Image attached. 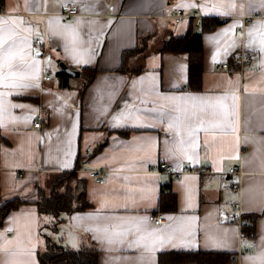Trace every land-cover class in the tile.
Segmentation results:
<instances>
[{"label":"crops","instance_id":"crops-1","mask_svg":"<svg viewBox=\"0 0 264 264\" xmlns=\"http://www.w3.org/2000/svg\"><path fill=\"white\" fill-rule=\"evenodd\" d=\"M69 2L79 12L64 20ZM178 8L192 16L175 21ZM0 17V38L12 37L0 47V203L25 201L0 215V264H40L53 216L32 200L49 178L80 185L91 204L61 212L63 232L51 239L95 248L98 264H158L159 252L198 250L264 264V0H1ZM207 20L215 24L201 32L192 89L187 54L163 46ZM239 49L253 53L249 64L236 63ZM161 162L180 174L158 171ZM162 189L175 209L154 224ZM236 200L251 234L227 219Z\"/></svg>","mask_w":264,"mask_h":264},{"label":"trees","instance_id":"trees-1","mask_svg":"<svg viewBox=\"0 0 264 264\" xmlns=\"http://www.w3.org/2000/svg\"><path fill=\"white\" fill-rule=\"evenodd\" d=\"M1 2V0H0ZM215 22L207 20L202 22L200 32H192L189 30L186 35L179 38H170L164 43V50L176 53H185L188 56V85L192 89L200 87V79L202 74V50L200 44V36L202 30L212 28ZM198 39V40H197ZM196 40V41H195ZM87 81L91 80L95 69L86 70ZM61 183V178L53 182L48 193L38 190L37 197L33 199L40 213H46L53 216L52 222L48 227L56 230L60 222L59 214L61 212H69L74 209L89 208L91 204L85 199L83 189L79 185L78 188L71 187L69 184L61 189L57 186ZM76 201L78 203L76 204ZM176 198L170 189H162L158 210L171 211L175 209ZM19 197H13L1 201L0 215L3 216L11 210L16 209L24 204ZM156 213V212H153ZM164 213V212H163ZM243 225L242 230L246 234H251V225ZM40 264H98V251L93 247H84L72 249L65 247L60 243L46 237L45 250L38 254ZM236 264V256L230 252H206V251H162L158 253V264Z\"/></svg>","mask_w":264,"mask_h":264},{"label":"built area","instance_id":"built-area-1","mask_svg":"<svg viewBox=\"0 0 264 264\" xmlns=\"http://www.w3.org/2000/svg\"><path fill=\"white\" fill-rule=\"evenodd\" d=\"M78 12H79L78 6L69 2V3L64 4V6L62 7V11H61L60 15L65 20V19H68L70 16L77 14ZM185 16L191 17L192 15L186 14L182 8H178V9H176L175 14H174V20L180 21ZM193 16L195 17L196 15H193ZM39 43H40V39L37 38L35 40V44L38 45ZM252 57H253V53L251 51L246 50V49H239L236 53H234V56H233L236 63L239 64L240 66L249 64L252 60ZM222 65L225 68L228 66V63L224 62ZM42 77H43V79H49L50 75L45 74ZM40 123H41L40 119L35 120L33 122V127H39ZM157 169L160 172L175 173L176 175L180 174V171H177L174 168V166L168 162H161L158 165ZM189 169L190 168H185L184 170H189ZM229 172L235 173V174H240L238 169L235 168L234 166L229 168ZM88 176L90 178L94 179L98 183H103L106 179V172L101 170V169H90L88 171ZM229 188L231 190H234V191L239 190V182L238 181H232L229 185ZM164 218H165L164 213L161 211L156 212V213L152 212L149 214V219L154 224L161 223L164 220ZM227 219L230 222H234V223L238 224L239 226H243V225L249 223L248 218H245L242 214L241 205H240L239 200H236V201L231 203V212L228 214Z\"/></svg>","mask_w":264,"mask_h":264},{"label":"snow or ice","instance_id":"snow-or-ice-1","mask_svg":"<svg viewBox=\"0 0 264 264\" xmlns=\"http://www.w3.org/2000/svg\"><path fill=\"white\" fill-rule=\"evenodd\" d=\"M73 2H76V0H73ZM81 2H83V0H81ZM210 11H212V10H210ZM222 14L226 15L227 13H222ZM3 19H4L3 17H0V21H2ZM11 39H12L11 36L7 37L6 39L0 38V47H2L4 44H7L9 42V40H11ZM262 50H264V49H262ZM213 59H215V57H213ZM76 62L77 63H87V61L83 60V59H78V60H76ZM20 86L23 87V88H29V87H38V84H31V85L30 84H23V85H20ZM246 91H247V89H246ZM176 99H184V98H176ZM13 107H22V105H14ZM165 115H170V113H165ZM176 119H178V117ZM120 123H121L120 120H116V125H119ZM170 127H171V125H170ZM149 140H150V138H149ZM149 146L151 147V144H149ZM166 151H171V150L170 149H166ZM169 219H171V217H169ZM195 231H196L195 228L190 227L189 231L186 233V235L187 236H192ZM172 239H173L172 237H168L167 240L161 238L159 240V243L160 244L170 243ZM109 243H112V241L109 240ZM121 243H122V241H121ZM155 243L156 242H153L154 245H155ZM129 246H131V245H129ZM149 250H152V249H149Z\"/></svg>","mask_w":264,"mask_h":264},{"label":"rangeland","instance_id":"rangeland-1","mask_svg":"<svg viewBox=\"0 0 264 264\" xmlns=\"http://www.w3.org/2000/svg\"><path fill=\"white\" fill-rule=\"evenodd\" d=\"M52 180H53V178H49V180L47 181V185H46V191H47V193L49 192V190L51 189V187H52V185H53V183H52ZM57 186L58 187H60L61 189H64L65 188V186H66V183L65 184H61V183H57ZM45 224H47V222L45 223ZM45 224L42 226V229H43V233L44 234H46V236L45 237H48V236H50V234H54V233H60V232H63V229L61 228V227H59L57 230H55V231H57V232H54V230H52V229H50L48 226H45ZM57 240H58V238H56ZM56 241V240H55Z\"/></svg>","mask_w":264,"mask_h":264},{"label":"water","instance_id":"water-1","mask_svg":"<svg viewBox=\"0 0 264 264\" xmlns=\"http://www.w3.org/2000/svg\"><path fill=\"white\" fill-rule=\"evenodd\" d=\"M61 66H62L63 69H65L67 72H69L70 74H72L74 76H78L79 73H80L78 70H72L71 68L66 66L64 63H61Z\"/></svg>","mask_w":264,"mask_h":264}]
</instances>
